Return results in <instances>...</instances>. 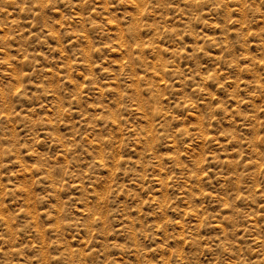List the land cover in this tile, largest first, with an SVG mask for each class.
<instances>
[{
	"label": "rangeland",
	"instance_id": "obj_1",
	"mask_svg": "<svg viewBox=\"0 0 264 264\" xmlns=\"http://www.w3.org/2000/svg\"><path fill=\"white\" fill-rule=\"evenodd\" d=\"M0 264H264V0H0Z\"/></svg>",
	"mask_w": 264,
	"mask_h": 264
}]
</instances>
